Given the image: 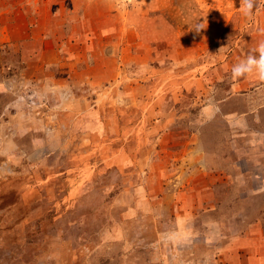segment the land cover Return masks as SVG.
I'll return each mask as SVG.
<instances>
[{"label":"rangeland","instance_id":"374dc122","mask_svg":"<svg viewBox=\"0 0 264 264\" xmlns=\"http://www.w3.org/2000/svg\"><path fill=\"white\" fill-rule=\"evenodd\" d=\"M0 0V264H264V0Z\"/></svg>","mask_w":264,"mask_h":264},{"label":"clouds","instance_id":"9594fccd","mask_svg":"<svg viewBox=\"0 0 264 264\" xmlns=\"http://www.w3.org/2000/svg\"><path fill=\"white\" fill-rule=\"evenodd\" d=\"M255 6V0H241L240 10L244 15L251 16ZM254 53L233 65L231 70L233 81L252 76L258 81L264 82V40L258 43Z\"/></svg>","mask_w":264,"mask_h":264}]
</instances>
